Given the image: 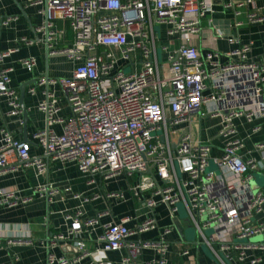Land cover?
<instances>
[{"label":"built area","instance_id":"built-area-1","mask_svg":"<svg viewBox=\"0 0 264 264\" xmlns=\"http://www.w3.org/2000/svg\"><path fill=\"white\" fill-rule=\"evenodd\" d=\"M34 5L45 17L44 25L35 31L46 32L48 55L64 56L74 68L67 77L37 79L28 92L33 95L49 84L59 87L65 92L69 116H58L57 99L44 89L45 99L38 110L45 114L46 125L32 136L42 154L31 155L29 141L16 139L1 128L0 169L15 162L32 166L41 175L50 160L71 163L90 178L136 175L131 195L138 200L147 195L143 201L148 216L135 231L129 230L128 218L104 224L100 238L102 252L124 251L122 264H135L137 256L148 249H154L157 257L145 264H168L165 236L176 224L185 222L208 247L212 264H260L262 258L256 254L264 252V244L248 240L264 232V224L253 225L250 220L253 213L261 211L264 190L238 203H233L230 195L243 189L250 173L264 161V143L257 145L263 154L261 162L243 159V141L235 124L237 119L250 123L264 118V66L253 62L250 43L238 44L233 35L226 41L237 44L234 49L219 52L215 44L223 36L217 31L213 34L208 16L216 6L230 10V28L237 30L243 25L242 16L250 23L264 22V0H36ZM203 19L209 21V27H201ZM54 20L68 22L73 35L70 47H56L61 32L53 30ZM9 22L6 19L2 24ZM154 26L164 29L169 42L176 38L179 43L174 50L161 46V62L157 53L160 33ZM196 40L208 48L203 54ZM18 43L30 45L33 40L21 38ZM15 51L0 50V98L6 100L11 117L22 112L11 85L12 69L3 67V62ZM36 63L33 57L21 61L28 72ZM126 67L131 69L127 75ZM194 117L199 121L219 119L218 158L211 156L213 146L207 140H195L184 130ZM210 160L226 173H205ZM230 176L236 184L230 183ZM44 192L55 194L58 190L41 185L32 196L21 199L10 188L0 189V207L24 203ZM74 197L83 203L89 200L80 194ZM107 198L125 200L124 192L109 193ZM159 204L168 208L171 219L170 226L161 228L159 241L131 240L133 235L158 229L154 209ZM178 204L185 219L179 216ZM99 218H82L80 210L65 215L70 225L53 240L73 239L78 256L69 260L48 254L42 264H72L90 256L79 237L84 229L98 226ZM206 229L212 231L209 237L204 235ZM242 239L247 242H239ZM187 254V250L181 252Z\"/></svg>","mask_w":264,"mask_h":264},{"label":"crops","instance_id":"crops-1","mask_svg":"<svg viewBox=\"0 0 264 264\" xmlns=\"http://www.w3.org/2000/svg\"><path fill=\"white\" fill-rule=\"evenodd\" d=\"M36 0H0V50L16 49L3 62V67L11 68V85L17 91L23 84L32 79H48L70 76L74 63L64 56L46 55V44L44 32L37 33L36 28L44 25L45 17L40 13L38 6L34 5ZM9 19L7 25L2 22ZM213 30V34L220 33L223 38H218L216 47L219 52H229L235 45L227 43L226 38L233 35L238 44L251 45V58L259 66H264V22L250 23L242 16L240 21L243 25L237 30L230 28L232 14L230 10L216 6L214 13L208 16ZM209 21L203 19L201 27H209ZM216 22V25L213 23ZM229 22V29L226 23ZM52 28L56 32H61L56 42L57 48H68L73 41V35L68 22L64 20L52 21ZM159 42L161 46L167 45L170 50L178 46V39L169 42L164 35V29L159 27ZM230 30V33L227 32ZM217 31V32H216ZM21 38L33 40V44L23 45L18 43ZM201 54L208 50L196 40ZM48 50V49H47ZM33 57L37 60L32 72L26 71L21 65V61ZM163 57V56H162ZM32 84H28L25 89L24 105L28 111V121L26 128H23L22 115L11 117L8 115L9 106L4 98H0V129L5 128L11 132L16 139L30 142V154L41 155L42 148L33 140L32 136L38 129L45 128L46 116L38 110V104L45 99L43 95L44 86L36 89L33 95L29 94ZM49 93L57 99L60 108L59 117L69 116V106L65 97V92L57 86L48 85ZM21 121V123H20ZM217 118H202L200 121L194 117L191 124L183 126L184 130L190 132L193 139L208 141L213 148L211 156H220L221 142L217 136ZM237 135L243 141V148L240 155L243 159H255L261 162L263 154L257 149L258 144L264 143V118L255 119L247 123L243 119L235 120ZM258 127L257 132L252 129ZM59 133V126L54 127ZM25 140V141H26ZM213 162V161H212ZM215 175L226 173L219 170ZM209 166V165H208ZM207 169V168H206ZM264 174V161L258 170L252 173ZM205 173L206 172L205 170ZM251 174V178L252 177ZM90 180H93L90 183ZM137 180V176L121 174L109 180H104L100 176L90 178L81 174L71 163L61 164L59 162L47 161V171L38 175L32 166H22L11 162L5 169H0V189L10 188L14 190L18 197L25 199L32 196L33 190L37 186L47 185L58 190L55 194L47 192L41 195L34 194L31 200L18 203L12 207H0V263L3 264H42L48 254L57 257H64L74 260L78 256V250L74 246V240H64L55 242L53 236L64 234L70 222L64 220L65 215H73L77 210L82 213V218L100 216L99 225L84 229L79 240L85 243V248L91 254L83 257L78 262L72 264H122L123 250L116 252H102L100 238L104 233V224L118 222L122 218H128V228L135 231L138 225L148 216V209L144 199L138 200L131 195V186ZM229 180V177H228ZM250 180V179H249ZM248 180V181H249ZM236 179L230 176V183L236 184ZM248 181L243 189L238 188L230 195L233 203L254 194ZM67 189V191H65ZM113 192H124L125 200L109 199L107 195ZM76 194L88 198L87 203H83L81 198H75ZM155 219L158 229L142 234L133 235L130 239L134 241H159L161 228L171 225L169 210L164 205H157L154 209ZM253 225L264 224V203L261 211L250 216ZM191 225L188 222L176 224L174 229L165 236L169 246L167 255L168 264H212L214 258L208 251L202 249L203 243L196 237L194 241L189 240L185 233V228ZM197 242L199 244H197ZM247 242V241H245ZM251 244H264V232L248 240ZM244 243V242H243ZM187 250V255L181 252ZM256 255L261 256L264 264V252ZM157 257L154 249L144 250L136 258L135 264H145ZM242 264H248L243 262Z\"/></svg>","mask_w":264,"mask_h":264},{"label":"rangeland","instance_id":"rangeland-1","mask_svg":"<svg viewBox=\"0 0 264 264\" xmlns=\"http://www.w3.org/2000/svg\"><path fill=\"white\" fill-rule=\"evenodd\" d=\"M154 28H155V31L159 34L160 33L159 27L158 26H154ZM157 53H158V56H159V60L161 62V43L159 41L157 43ZM130 72H131L130 67H126L124 69V74L125 75L129 74ZM157 135H159V133ZM206 172H213L215 174L218 172V170L215 167V165L213 164L212 160H210L209 166L207 167ZM252 174H253L252 175L253 178H251L248 181V184L251 187L253 193L255 194L258 191H263L264 190V174H262V173H256V172H254ZM177 208L179 210V216H180V218L181 219H185V211H184L182 205L181 204H178L177 205ZM203 232H204V235L206 237H209L212 234L211 229H206ZM185 233H186L187 238H189V240L194 241L196 239L195 228H193L192 226L189 227V228H185ZM245 241H246V239L239 240V242H245ZM202 249L204 251H206V252L209 251L208 247L205 244L202 245Z\"/></svg>","mask_w":264,"mask_h":264},{"label":"water","instance_id":"water-1","mask_svg":"<svg viewBox=\"0 0 264 264\" xmlns=\"http://www.w3.org/2000/svg\"><path fill=\"white\" fill-rule=\"evenodd\" d=\"M214 25H216V22L213 23ZM226 26L228 27L229 29V22L226 23ZM230 33V30L227 32V34ZM45 37H46V32H45ZM46 55H48V50H47V46H46ZM45 79L47 80L48 77L46 76ZM37 83V79H32L30 82L26 83V84H23L22 86H20L19 88V105H20V109H21V112H22V122H23V128L25 129L26 128V125H27V121H28V111L27 109L25 108V105H24V96H25V89H26V86L28 84H32V85H36ZM45 91L47 92L48 91V85H46L44 87ZM26 138H24L23 141H25ZM197 244H199L197 242Z\"/></svg>","mask_w":264,"mask_h":264},{"label":"bare ground","instance_id":"bare-ground-1","mask_svg":"<svg viewBox=\"0 0 264 264\" xmlns=\"http://www.w3.org/2000/svg\"><path fill=\"white\" fill-rule=\"evenodd\" d=\"M45 36V35H44Z\"/></svg>","mask_w":264,"mask_h":264}]
</instances>
